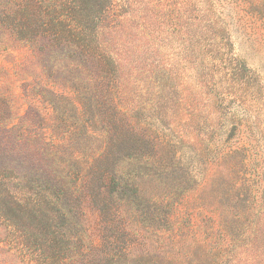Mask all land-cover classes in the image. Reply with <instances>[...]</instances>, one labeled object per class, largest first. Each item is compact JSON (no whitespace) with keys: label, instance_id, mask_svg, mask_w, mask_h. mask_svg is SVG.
Returning <instances> with one entry per match:
<instances>
[{"label":"trees","instance_id":"trees-1","mask_svg":"<svg viewBox=\"0 0 264 264\" xmlns=\"http://www.w3.org/2000/svg\"><path fill=\"white\" fill-rule=\"evenodd\" d=\"M239 2L264 17V0ZM213 3L0 1V32L7 39V69L0 62V184L13 190L7 193L26 222L23 250L32 258L40 253L52 264H166L161 251L182 240L183 229L182 207L171 194L189 180L195 187L183 194L193 197L214 177L195 179L182 137L164 132L167 112L151 97H163L165 81L151 76L149 83L143 75L173 69L166 62L148 67L155 44L160 47L149 33L153 22L164 20L181 30L195 25L210 58L219 45L212 41L230 45L226 22L208 14L216 15ZM220 60L227 69L233 62ZM240 148L224 158L233 160L227 191L255 213L262 179ZM155 176L168 194L146 193L142 183ZM245 215L235 221L245 223ZM30 230L36 231L32 237ZM33 241L42 249H31Z\"/></svg>","mask_w":264,"mask_h":264},{"label":"rangeland","instance_id":"rangeland-1","mask_svg":"<svg viewBox=\"0 0 264 264\" xmlns=\"http://www.w3.org/2000/svg\"><path fill=\"white\" fill-rule=\"evenodd\" d=\"M213 1L216 15L211 11L208 14L226 22L225 38L230 45L226 46L220 38L212 41L219 45L216 51L215 47L212 49L210 58L205 54L211 49L199 37L201 31L195 25L181 30L171 20H164L153 22L155 28L149 33L160 47L155 44L156 52L147 60L148 67L154 69L166 62L173 69L143 75L149 83L151 76L153 80L165 81L163 97H151L160 111L167 112L161 123L165 125L164 132L182 137L185 161L195 179L205 182L214 177L206 188L197 187L193 197L184 198L183 194L195 187L189 180L171 194L170 199L182 207L178 214L180 227L183 226L182 240L164 245L161 255H165L166 264H208L210 260L213 264H264V17L239 0ZM3 39L0 32V62L5 70L7 39ZM221 57L224 61L233 60L229 69ZM235 147L246 150L249 166L260 172L255 213L249 204L239 206L234 193L227 191L234 178L233 158L231 162H224V158ZM142 187L150 196L169 191L156 176L142 183ZM7 191L13 193L9 186L0 184V264H52L40 253L32 258L31 250H23L28 243L20 230L26 222ZM238 213H246L245 223L235 221ZM87 218L90 224L94 223V215ZM35 234L30 230L31 237ZM31 247L42 249L43 243L33 241Z\"/></svg>","mask_w":264,"mask_h":264}]
</instances>
